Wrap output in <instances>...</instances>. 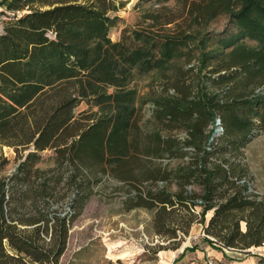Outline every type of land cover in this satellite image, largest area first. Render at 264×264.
I'll return each mask as SVG.
<instances>
[{"label":"trees","instance_id":"obj_1","mask_svg":"<svg viewBox=\"0 0 264 264\" xmlns=\"http://www.w3.org/2000/svg\"><path fill=\"white\" fill-rule=\"evenodd\" d=\"M152 1L115 42L114 14L130 0H0L12 14L0 33V264H59L106 177L128 187L127 212L153 213V231L174 251L195 225L228 250L264 246V195L243 162L264 132V0H140L134 9ZM221 15L236 33L198 41ZM207 41L218 49L196 58ZM171 68L174 93L156 96L142 125L132 71ZM83 102L98 109L77 114ZM6 148L20 161L9 174ZM51 150L55 168L37 167ZM52 171L74 194L66 214Z\"/></svg>","mask_w":264,"mask_h":264},{"label":"rangeland","instance_id":"obj_2","mask_svg":"<svg viewBox=\"0 0 264 264\" xmlns=\"http://www.w3.org/2000/svg\"><path fill=\"white\" fill-rule=\"evenodd\" d=\"M140 0H130L129 5L114 15L118 17V22L110 31L113 41L117 42L122 38L124 29L131 30L141 20L143 12L153 6L152 2L140 3L139 9L134 6ZM170 7H175L176 3L170 2ZM4 9L0 7V33L3 32L5 22L9 21L12 14H3ZM198 41L205 33L210 34L214 39L224 33L225 37L231 33H236L235 29L229 23V17L221 15L208 25H204L198 29ZM249 45L255 44L251 41ZM211 41L197 44V57H201L203 53H211L216 51L218 47L213 48ZM191 66L195 67V71L190 73L189 77H193L197 73L196 67L199 65L193 60ZM191 66H188L191 67ZM200 65L198 66V68ZM200 70V69H199ZM165 71V75L162 74ZM199 72V71H198ZM200 73H203L201 68ZM175 70L165 69L158 70L153 73L143 74L137 69L132 71L131 82L128 89L135 91L137 95L136 105L139 114L143 120L142 125L151 119L153 112V104L156 96L161 94L174 93L173 89L166 91L171 86L174 78ZM168 75V76H166ZM113 91V89H111ZM98 108H90L83 102L76 109L77 114L81 111L96 112ZM219 119V118H218ZM216 119V120H218ZM223 127V126H222ZM178 136H183L178 134ZM7 156L12 160L7 167L5 174L14 172L20 161L15 159L13 150L6 148ZM243 162L250 169L251 185L260 195H264V132L254 139L244 150ZM43 160L37 165L42 170H52L55 168V159L53 151H45L42 153ZM178 162L174 161L173 165ZM60 173L52 171L46 179L49 180L50 187L56 186V196L61 198V212L63 214L71 211V200L74 198L72 190L63 182H58ZM94 187V194L89 199L82 213L71 227L67 251L63 255L59 264H107V262L115 263L118 260L124 264H179V252L183 249L190 248L194 244L205 245L204 230L201 225H195L190 232L189 237L185 238L182 247L178 250H172L161 236H157L153 231V213L147 210L135 209L127 212L124 208V200L128 187L123 183L114 179L103 178L98 185ZM176 187H172L174 192ZM212 214H208V219ZM167 247H171L168 249ZM204 247V246H203ZM252 249V248H251ZM250 249V250H251ZM254 249V248H253ZM264 255V246L261 248ZM248 250V251H250ZM252 251V250H251ZM250 251V252H251ZM248 254V258L258 257L256 250ZM264 259V258H261Z\"/></svg>","mask_w":264,"mask_h":264},{"label":"crops","instance_id":"obj_3","mask_svg":"<svg viewBox=\"0 0 264 264\" xmlns=\"http://www.w3.org/2000/svg\"><path fill=\"white\" fill-rule=\"evenodd\" d=\"M204 243L205 245L194 244L198 245L196 250L191 249L194 246L192 245L189 250L185 251L183 249L179 252V264H258L261 258H264L262 251H258L262 250V247H253L259 253H256L258 257L254 256L250 259L246 253L254 252L253 248L251 249L252 251L250 250L251 252L233 251L220 247L219 245Z\"/></svg>","mask_w":264,"mask_h":264},{"label":"built area","instance_id":"obj_4","mask_svg":"<svg viewBox=\"0 0 264 264\" xmlns=\"http://www.w3.org/2000/svg\"><path fill=\"white\" fill-rule=\"evenodd\" d=\"M215 123H216V130L219 132H223V127H222V123L220 122V119L216 120Z\"/></svg>","mask_w":264,"mask_h":264},{"label":"water","instance_id":"obj_5","mask_svg":"<svg viewBox=\"0 0 264 264\" xmlns=\"http://www.w3.org/2000/svg\"><path fill=\"white\" fill-rule=\"evenodd\" d=\"M218 132L219 131L216 130L215 133H214V135H213V137L217 136Z\"/></svg>","mask_w":264,"mask_h":264}]
</instances>
